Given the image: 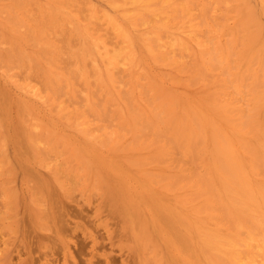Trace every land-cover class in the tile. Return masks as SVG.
<instances>
[{"label": "bare ground", "instance_id": "6f19581e", "mask_svg": "<svg viewBox=\"0 0 264 264\" xmlns=\"http://www.w3.org/2000/svg\"><path fill=\"white\" fill-rule=\"evenodd\" d=\"M70 108L100 121L104 110H120L126 127H150L154 159L167 143L187 162L174 168L171 151L176 165L153 163V188L142 197L135 191L131 205L155 233L154 218L168 222L180 244L192 246L197 264H264V0H0V111L24 110L19 116L26 119ZM37 113L30 117L35 124L56 117ZM81 253L66 251L74 264Z\"/></svg>", "mask_w": 264, "mask_h": 264}, {"label": "rangeland", "instance_id": "374dc122", "mask_svg": "<svg viewBox=\"0 0 264 264\" xmlns=\"http://www.w3.org/2000/svg\"><path fill=\"white\" fill-rule=\"evenodd\" d=\"M16 111L17 109H4L0 111V114L6 115V120L2 122L0 121V139L2 138L0 140V264H42L45 262L46 264H74L72 263L73 261L71 260L70 256H67L66 251L70 250L74 254L77 247H80L82 252L79 257L76 256L78 260L77 264H87L88 260H91L92 264H161L160 261L162 262V264H197V258L192 251V246L188 249V247L190 246H186L184 243L182 244H184L185 246L180 244L181 242L178 241L179 238H177L175 231L172 228L169 229L170 224L168 222H165V220L159 218L153 219V223L157 225H155V228L158 230L157 234V232L155 233L152 230L150 224L145 222L144 219L141 218L140 214L137 215L134 210V206L131 205L134 203L133 198L135 197V191H137L138 194H145L147 191L149 192L151 186L153 188L150 170L153 166H155V164H159L158 166L163 164L161 167H164V164H166V166H169V168H173L176 165L174 164V161L176 159L180 163L175 161L177 165L174 168L178 169V166H187V162L183 160L178 153H175V150H171L169 145L167 146V143L165 144L166 146H163L164 143H161L162 147L164 148H162L161 154L166 157L174 152L173 154L176 156L175 159H173L174 161L171 159L174 158V156H171V158L168 156L169 160L167 157V159L161 157L163 155H160L161 158L159 157V159L153 158V146L152 144L150 146L147 145L148 143H151L148 142L150 141V127H148V125L130 124L126 127L125 125L127 124L124 121L122 122L119 118L122 111L120 112V110L115 109H109L108 111L104 110L102 112L103 115L105 112L106 118V120L105 118L101 120H105L103 121V123L97 118V116L95 118L94 112L87 111V114L90 113V115H86L87 118L90 116V119L88 118L90 121L92 120V118H94L90 125V121L87 120L86 116V119L79 116L82 113L83 109H78L79 113L75 110L76 114H74V110L70 108L69 111H64L65 114H61L62 111L58 112L57 110H54V113L57 111L58 115L59 113L60 115H64V118L61 117L62 121L60 122L59 120H61V118L59 119L58 115H54L53 110H51L52 113L51 111L46 110L47 113L44 111V113H46L47 115H51L52 117L56 116L57 118L55 117V119L53 118L52 120L43 119L39 121L40 124H37L36 120L37 127H35V121L30 117L37 112V114H42V116L44 113L40 111H34L35 113L31 112L32 115H29L25 119L24 117L19 116L25 112L24 110H22L23 112H21L20 110H18L17 112ZM66 111L74 112L69 113L71 115H74H70L72 121L71 119H69V114ZM91 113L94 117L91 116ZM109 113H111V115ZM46 114L44 115L46 116ZM12 115H14L15 117ZM116 115L117 117H114ZM28 118H30V120ZM65 118H67L68 121H65ZM76 118L81 119H79L80 121H76ZM63 119L66 123L63 121ZM53 120L58 121L59 124L57 122H54ZM73 120H75L77 124V126L75 127H72L75 123H73ZM28 121H30L29 124L31 123V121L34 124L31 125V123L29 126ZM52 121L54 126L52 124ZM99 121L101 123H99ZM112 121L116 125H114ZM24 122H27V126L23 124ZM77 122H80L79 125ZM86 122H89L88 125L86 124ZM55 123L57 124V126ZM118 124L119 126H117ZM84 125H87L89 128H86ZM141 125H143V127ZM129 126H133V129L131 128L133 132L130 131ZM136 126L139 127L135 130L134 127ZM45 127L46 129L48 128L47 131ZM79 127H81V129H79ZM49 128L51 131L49 130ZM56 129L57 131H55ZM92 129H95V131H92ZM88 130L93 137L90 136L89 138H87L86 134ZM137 130H139L140 133ZM24 131H30L31 133L29 132L26 134ZM44 131L47 133H45ZM91 131L93 132V135ZM106 131L109 133H107ZM105 132L107 133V135L111 132V137L113 139L108 135L110 137L109 138ZM118 132H120L121 134ZM131 133L132 135H130ZM87 135H89V133ZM97 135L98 137H96ZM101 135H103V137L106 135L105 140L103 137L101 139ZM147 135L149 136L147 137ZM118 136L120 137L118 138ZM63 138L66 141H64ZM51 139H53L54 141ZM61 139L63 142L59 143ZM82 139H84L85 142ZM43 140L45 143L43 142ZM96 140L97 143H94L96 142ZM141 141L145 146L147 145L148 149L152 148V150L149 151L142 143H139ZM32 142L33 144L36 142L34 144L35 147L33 146V144L31 145ZM56 142H58L59 144ZM69 142H72L71 145L73 144L72 147L75 149H71L72 147ZM115 142L116 144H119L118 147H116L117 145L115 144ZM15 143L17 145H15ZM63 143H67L65 144L66 147H64L65 145H62ZM129 143L130 145H132L130 146ZM86 144H88V146ZM40 145L43 146L41 147ZM89 145H93L92 148L96 146L97 149H95V147L92 149ZM134 145L135 147H133ZM141 145H143V147H145L144 149L146 150L142 149ZM26 146L28 147L26 148ZM86 146L88 148H86ZM168 147L169 150H166L168 149ZM76 148L77 150H79V152L76 150ZM121 148L122 150L120 151ZM127 148L129 150H127ZM29 149L31 150V152ZM56 149L57 151H55ZM82 149L87 150L86 152L88 153H86L84 150L81 151ZM132 149L134 150L132 151ZM142 150L144 151L141 152ZM147 150L149 154L145 152ZM163 150L166 154L163 153ZM122 152L124 154H122ZM80 154L83 156H80ZM87 154H89L90 156ZM94 154L97 155L96 157L99 156L100 158L94 157ZM132 161L135 162L133 163ZM167 161L172 164L171 167ZM147 165L150 167L148 168ZM82 166L83 168H81ZM51 168L53 173L46 172V169L51 170ZM107 172L109 176L106 177L105 175H108ZM54 174L55 176H57L56 178L55 176H53ZM117 174H119V176ZM149 177H151V181L148 180ZM179 177H181L182 179L185 176ZM94 184L95 187H92L94 186ZM50 186L52 189L50 188ZM141 188L143 189L141 190ZM61 191L63 193H61ZM102 194L105 195L103 196ZM52 195L56 197H54L53 200ZM31 196L33 197L31 198ZM37 197L40 199H38ZM137 198L139 199V195H137ZM54 199L56 200L55 202ZM32 200L34 201L33 203ZM39 200L42 202H40ZM57 200L59 203H57ZM141 200L142 199L138 200L139 207L141 206V204L142 206L144 205L142 203L143 200ZM56 204H59L57 207H62V209L60 208V210H58ZM131 206L133 207L131 208ZM127 207L129 208V210H127ZM35 210L37 212L39 211V214ZM140 211H142V209H140ZM48 212L50 215L48 214ZM58 212L60 213L59 215ZM122 212L126 213L125 217L124 215L120 214ZM41 213H44V215ZM145 214L147 217L149 213L146 211ZM134 216H136L137 220L134 219ZM60 218H63L65 224L67 222L66 226H63L64 223L62 224ZM58 219L61 224L58 223ZM139 220L140 223L138 224L137 222H139ZM134 223L137 224L135 225ZM148 225L150 228H148ZM166 225L169 227H167ZM60 226L61 229L59 228ZM154 233L156 234V237H153V235L155 236ZM93 239H95L97 242H93ZM182 246H184V248Z\"/></svg>", "mask_w": 264, "mask_h": 264}]
</instances>
